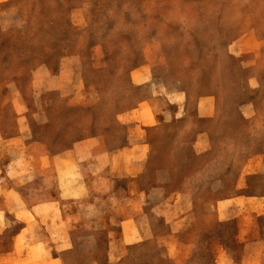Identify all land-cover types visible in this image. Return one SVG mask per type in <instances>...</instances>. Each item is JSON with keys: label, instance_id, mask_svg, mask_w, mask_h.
Masks as SVG:
<instances>
[{"label": "rangeland", "instance_id": "obj_1", "mask_svg": "<svg viewBox=\"0 0 264 264\" xmlns=\"http://www.w3.org/2000/svg\"><path fill=\"white\" fill-rule=\"evenodd\" d=\"M6 163L77 198L56 264H264V0H0Z\"/></svg>", "mask_w": 264, "mask_h": 264}, {"label": "crops", "instance_id": "obj_2", "mask_svg": "<svg viewBox=\"0 0 264 264\" xmlns=\"http://www.w3.org/2000/svg\"><path fill=\"white\" fill-rule=\"evenodd\" d=\"M11 169L8 163L0 164V235L9 233L3 238L6 246L0 252V264L22 260L17 249L25 244L49 249L50 261L56 264L59 258L53 251L62 245L65 239L62 233L78 220L81 213L79 209L66 212L63 203L74 204L77 198L63 195L55 169L54 175L38 169L42 187L37 194L27 192L22 186L27 182L24 176L11 175Z\"/></svg>", "mask_w": 264, "mask_h": 264}, {"label": "bare ground", "instance_id": "obj_3", "mask_svg": "<svg viewBox=\"0 0 264 264\" xmlns=\"http://www.w3.org/2000/svg\"><path fill=\"white\" fill-rule=\"evenodd\" d=\"M85 2V1H84ZM83 4V3H82ZM48 6V5H47ZM151 74V73H150ZM121 120H123V119H121ZM117 131V130H116ZM111 140V139H110ZM120 141V140H119ZM97 142V141H96ZM118 142V141H117ZM132 145V144H131ZM105 148H106V146H105ZM134 149V148H133ZM93 150V149H92ZM76 158V157H75ZM116 158V157H115ZM82 164V163H81ZM103 168V167H102ZM124 169V168H123ZM89 170V169H88ZM133 176V175H132ZM42 177V176H41ZM101 182V181H100ZM91 184V183H90ZM38 187V186H37ZM88 189V188H87ZM24 190V189H23ZM100 190V189H99ZM31 191V190H30ZM96 197V196H95ZM82 198V197H81ZM29 199V198H28ZM69 199V198H68ZM24 200V199H23ZM86 202V201H85ZM105 206V205H104ZM97 215V214H96ZM42 216V215H41ZM124 216V215H123ZM122 216V217H123ZM59 224V223H58ZM29 230V229H28ZM31 232V231H30ZM38 240V239H37Z\"/></svg>", "mask_w": 264, "mask_h": 264}]
</instances>
